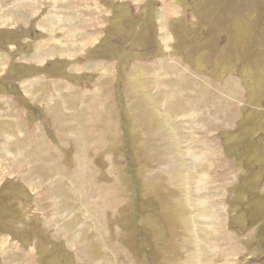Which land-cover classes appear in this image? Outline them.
I'll return each instance as SVG.
<instances>
[{
    "label": "rangeland",
    "instance_id": "rangeland-1",
    "mask_svg": "<svg viewBox=\"0 0 264 264\" xmlns=\"http://www.w3.org/2000/svg\"><path fill=\"white\" fill-rule=\"evenodd\" d=\"M68 1L0 0V264H264V0Z\"/></svg>",
    "mask_w": 264,
    "mask_h": 264
},
{
    "label": "crops",
    "instance_id": "crops-1",
    "mask_svg": "<svg viewBox=\"0 0 264 264\" xmlns=\"http://www.w3.org/2000/svg\"><path fill=\"white\" fill-rule=\"evenodd\" d=\"M57 1V6H60L61 8H64L63 6L66 4L65 3V0H56ZM68 6H70V9L71 8H74L75 6L72 4V2L69 0L68 2ZM59 7V8H60ZM66 9V8H65ZM17 91V90H16ZM27 91H28V89H27ZM29 93H30V91H28ZM16 95H17V93H16ZM22 99L23 98H25V99H29L30 100V98L26 95V94H24V92H23V94H22ZM24 99V100H25ZM1 102V101H0ZM29 102V104H30V101H28ZM22 104V103H21ZM7 105H9V103H7ZM26 108V109H25ZM20 109L21 110H23L24 112H23V118H24V120H19V122H20V124H16L18 127H15V124L12 122V120L13 119H10V118H7V116L5 117V118H2V119H5V120H3L4 122H3V124L5 123V121L6 122H8L9 123V125L10 126H7V128L8 127H10V128H12L13 130H16V128H20V130L22 131V133H20L21 135H20V138H22V140H25V139H27V138H29L30 137V106L28 105V106H26V107H23L22 105H21V107H20ZM18 111V109H8L7 110V112H11V115H13V116H15V118L18 116V117H20V115L19 114H21V113H18L17 112ZM1 115H4L3 113H1ZM5 116V115H4ZM18 119H16V121H17ZM15 123H17V122H15ZM6 125V124H5ZM29 127V128H28ZM17 131V130H16ZM3 137L1 138V140L0 141H2V143H0V150L2 151V147L4 146V148H5V152L7 151V149H9V148H13V147H15V146H13V144H14V142H16V138L14 137V136H12L11 134H8V133H2L1 134ZM18 134H17V139H18ZM11 153V152H10ZM8 153V154H6L7 156H12V155H14V153Z\"/></svg>",
    "mask_w": 264,
    "mask_h": 264
},
{
    "label": "bare ground",
    "instance_id": "bare-ground-1",
    "mask_svg": "<svg viewBox=\"0 0 264 264\" xmlns=\"http://www.w3.org/2000/svg\"><path fill=\"white\" fill-rule=\"evenodd\" d=\"M42 1L45 2V0H42ZM50 1H51V0H49V2H50ZM138 2H139V1H138ZM46 3H47V2H46ZM56 4H57V3H56ZM52 11H53V10H52ZM29 13H30V12H29ZM167 13H168V12H167ZM12 15H13V14H12ZM9 17H10V16H9ZM47 17H49V16H47ZM47 17H46V18H47ZM50 18H52V17L50 16ZM63 18H64V17L59 16L58 19L55 18V21H52V20H51L52 22H50L49 20H45V19H44L45 21H43V23H47L49 29H48V30H47V29L44 30V29L42 28L43 31H44V32H46V31H50V30L52 31V30H54L53 28H58V27L62 26V23H64ZM8 19H9V18H8ZM48 19H49V18H48ZM1 20H2V19H1ZM4 20H5V19H4ZM4 20L2 21L3 23H8V21H6V20L4 21ZM43 23H42L41 25H43ZM5 25H6V24H5ZM41 25H40V26H41ZM40 28H41V27H40ZM50 33H51V32H50ZM51 34H52V33H51ZM52 36H53V35H52ZM55 37H56V36H55ZM50 39H51V38H50ZM53 39H54V38H53ZM44 44H45V43H44ZM47 44H48V43H47ZM53 44H54V43H53ZM38 52H39V51H38ZM40 60H42V59H40ZM5 65H6V64H5ZM158 88H159V87H158ZM24 94H26V93H24ZM26 95H27V94H26ZM125 95H126V94H125ZM27 96H28V95H27ZM28 97L30 98V96H28ZM79 152H80V151H79ZM78 158H81V157H78ZM3 169L5 170V172H7V169H6V168H4V167H3V168L0 167V179L2 178V174H3V173H2V170H3ZM100 170H101V169H100ZM79 172H80V171H79ZM5 174H6V173H5ZM9 176H10V175H9ZM23 183H24V182H23ZM110 211H111V210H110ZM262 241H263V240H262ZM123 254H124V253H123ZM29 258H30V257H29ZM27 261H28V262H27L26 264H30V263H31V261H30L29 259H27Z\"/></svg>",
    "mask_w": 264,
    "mask_h": 264
}]
</instances>
